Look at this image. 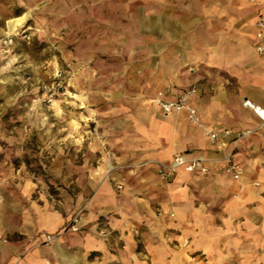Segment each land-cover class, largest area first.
I'll return each instance as SVG.
<instances>
[{"label":"crops","instance_id":"0c3cea01","mask_svg":"<svg viewBox=\"0 0 264 264\" xmlns=\"http://www.w3.org/2000/svg\"><path fill=\"white\" fill-rule=\"evenodd\" d=\"M138 3L146 36L132 60L143 64L151 88L116 106L122 116L107 124L109 149L88 173L89 195L78 200L80 230L33 246L30 236L59 230L71 211L39 207L29 217L21 208L16 220L4 211L0 264H264V125L243 104L264 107L257 13L249 0ZM191 86L201 124L152 101L158 90L176 98ZM226 129L223 147L212 145L208 131ZM175 154L202 156L208 171L176 168L162 177L157 162Z\"/></svg>","mask_w":264,"mask_h":264},{"label":"rangeland","instance_id":"374dc122","mask_svg":"<svg viewBox=\"0 0 264 264\" xmlns=\"http://www.w3.org/2000/svg\"><path fill=\"white\" fill-rule=\"evenodd\" d=\"M138 1L0 0V214L49 206L83 217L116 106L151 88L132 60L146 36Z\"/></svg>","mask_w":264,"mask_h":264},{"label":"built area","instance_id":"2783aa9c","mask_svg":"<svg viewBox=\"0 0 264 264\" xmlns=\"http://www.w3.org/2000/svg\"><path fill=\"white\" fill-rule=\"evenodd\" d=\"M252 6L254 7L257 16L255 20V49L258 53H264V0H249ZM196 91L195 86L181 92L176 98H166L164 91L158 90L152 98L154 104L164 113H181L186 112L187 117L190 122L194 124H201V114L197 109L189 102L188 97L190 94ZM243 104L252 108L256 114L261 119V124L264 125V107L252 103L250 100L245 99ZM247 132H241L236 135L235 140H239ZM231 134V131L226 129L223 132L219 133L213 130L208 131L209 139L212 145L217 148L223 147L225 144L223 137ZM159 165V171L162 177L166 173L172 172L176 168H183L185 171H194L198 170L200 172H207L208 167L206 165V159L202 156H188L185 154H175L171 162L165 164L163 162H157ZM233 177L238 178L241 170L236 165H231ZM258 184V183H256ZM120 188L121 185H118ZM81 219H82V210L76 212L68 221V223L56 234L55 233H46L40 232L30 238L29 243L33 246L41 244H51L61 235L66 232H77L81 228ZM100 234H104L103 229L99 230Z\"/></svg>","mask_w":264,"mask_h":264},{"label":"bare ground","instance_id":"6f19581e","mask_svg":"<svg viewBox=\"0 0 264 264\" xmlns=\"http://www.w3.org/2000/svg\"><path fill=\"white\" fill-rule=\"evenodd\" d=\"M27 14V13H26ZM24 16H19V17H16V18H13V19H10L8 21V26H9V29L12 30L14 25L18 22H20L22 19H23Z\"/></svg>","mask_w":264,"mask_h":264}]
</instances>
